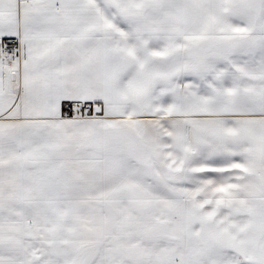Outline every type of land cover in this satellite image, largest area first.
<instances>
[{
	"label": "snow or ice",
	"instance_id": "6c2138e0",
	"mask_svg": "<svg viewBox=\"0 0 264 264\" xmlns=\"http://www.w3.org/2000/svg\"><path fill=\"white\" fill-rule=\"evenodd\" d=\"M0 264H264V0H0Z\"/></svg>",
	"mask_w": 264,
	"mask_h": 264
}]
</instances>
